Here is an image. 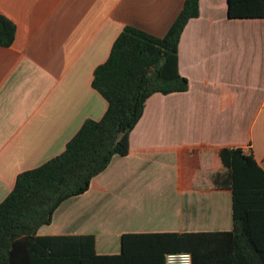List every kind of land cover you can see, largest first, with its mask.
<instances>
[{
	"label": "crops",
	"instance_id": "crops-1",
	"mask_svg": "<svg viewBox=\"0 0 264 264\" xmlns=\"http://www.w3.org/2000/svg\"><path fill=\"white\" fill-rule=\"evenodd\" d=\"M185 0H0L16 25L0 46V203L17 176L65 150L108 102L93 86L127 25L163 37ZM185 92L155 93L83 194L39 235L94 234L101 254L125 233L233 229L230 190L213 187L216 151L241 147L264 169V18L231 19L228 0H200L179 43Z\"/></svg>",
	"mask_w": 264,
	"mask_h": 264
},
{
	"label": "trees",
	"instance_id": "trees-1",
	"mask_svg": "<svg viewBox=\"0 0 264 264\" xmlns=\"http://www.w3.org/2000/svg\"><path fill=\"white\" fill-rule=\"evenodd\" d=\"M200 0H185L163 37L124 27L92 86L108 102L104 116L88 119L65 150L21 172L0 203V264H166L172 252H189L193 264H264V169L241 147L218 149L213 187L230 190L233 229L208 232L125 233L121 250L98 253L94 234L39 235L67 199L85 193L115 155L130 152V133L155 93L185 92L179 43ZM231 19L264 18V0H228ZM16 25L0 14V46L10 47Z\"/></svg>",
	"mask_w": 264,
	"mask_h": 264
},
{
	"label": "built area",
	"instance_id": "built-area-1",
	"mask_svg": "<svg viewBox=\"0 0 264 264\" xmlns=\"http://www.w3.org/2000/svg\"><path fill=\"white\" fill-rule=\"evenodd\" d=\"M166 264H193V257L189 252H172L166 256Z\"/></svg>",
	"mask_w": 264,
	"mask_h": 264
}]
</instances>
